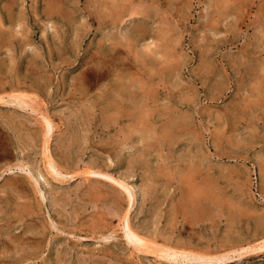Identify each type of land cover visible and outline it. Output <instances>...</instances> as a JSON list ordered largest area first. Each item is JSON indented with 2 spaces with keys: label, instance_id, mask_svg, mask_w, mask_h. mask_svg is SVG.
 <instances>
[{
  "label": "rangeland",
  "instance_id": "1",
  "mask_svg": "<svg viewBox=\"0 0 264 264\" xmlns=\"http://www.w3.org/2000/svg\"><path fill=\"white\" fill-rule=\"evenodd\" d=\"M0 264H264V0H0Z\"/></svg>",
  "mask_w": 264,
  "mask_h": 264
},
{
  "label": "bare ground",
  "instance_id": "2",
  "mask_svg": "<svg viewBox=\"0 0 264 264\" xmlns=\"http://www.w3.org/2000/svg\"><path fill=\"white\" fill-rule=\"evenodd\" d=\"M44 4V3H43ZM67 20V19H66ZM18 24V23H17ZM26 28V27H25ZM24 34V33H23ZM17 36V35H16Z\"/></svg>",
  "mask_w": 264,
  "mask_h": 264
}]
</instances>
